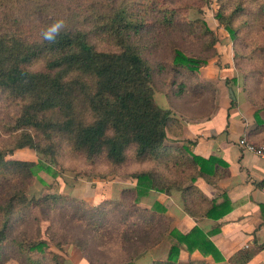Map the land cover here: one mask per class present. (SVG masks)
I'll return each instance as SVG.
<instances>
[{
	"label": "trees",
	"instance_id": "trees-1",
	"mask_svg": "<svg viewBox=\"0 0 264 264\" xmlns=\"http://www.w3.org/2000/svg\"><path fill=\"white\" fill-rule=\"evenodd\" d=\"M162 3L0 0V92L17 102L19 108L12 128L15 149L11 153L29 148L57 164L61 142L87 159L105 156L112 166L120 167L126 161L127 151L133 149L137 162L155 160L167 170L173 169L176 178L190 172L187 179L180 181L156 171L131 174L138 202L153 191L166 195L176 191L181 193L185 210L191 216L218 221L232 210L228 195L210 200L196 183L203 180L215 186L225 178L228 166L221 159L196 155L188 147L166 145L172 112L157 103L154 69L142 55L147 28L169 33L181 13L179 9L161 6ZM243 10L240 4L228 17H223L221 11L217 14L234 41L237 36L232 28L233 19ZM259 10L263 16L264 5ZM57 20H64L66 27L55 43H49L42 33ZM211 32L207 30V35ZM208 64L206 58L175 50L172 69L176 73H197ZM6 154L0 149V172L22 176L25 181L35 176L36 163L7 161ZM39 165L45 168L43 163ZM19 187L7 200L0 201V259L9 239L10 220L18 209L66 201L57 194L30 198L27 190ZM152 210L160 215L168 211L160 202ZM167 238L172 242L166 259L153 264H211L206 260L182 262L183 250L198 251L215 261L222 259L210 235L199 226L187 234L173 229ZM32 242L26 251H44V241ZM19 243L22 247L23 243ZM239 256L242 259L237 264L252 257L240 253L236 258Z\"/></svg>",
	"mask_w": 264,
	"mask_h": 264
},
{
	"label": "rangeland",
	"instance_id": "rangeland-1",
	"mask_svg": "<svg viewBox=\"0 0 264 264\" xmlns=\"http://www.w3.org/2000/svg\"><path fill=\"white\" fill-rule=\"evenodd\" d=\"M158 1L163 2V7L181 12L169 33L147 28L142 43V55L154 69L158 97L164 94L176 102L200 99V94L191 88L192 76H183L184 72L172 69L175 50L216 63L223 47L218 44V37L226 32L219 31V27L212 31L208 25L218 21L220 11L223 17H228L241 4L244 10L235 15L232 23L237 36V41L232 39V59L230 65L227 58L222 60L221 67L232 76L230 81L225 80L231 84L228 89L239 88L254 101L264 87V15L259 12L264 0ZM209 29L212 34L207 35ZM231 67L233 74L228 72ZM229 92L228 98L234 99V93ZM214 96L219 98V92H212L207 98ZM18 114L17 102L0 92V149L7 152V161L34 162L37 168L28 181L1 171L0 201L11 197L16 186L25 188L30 198L57 194L66 201L18 209L10 220L9 239L3 246L0 264H153L166 259L172 242L167 235L177 230L176 213L154 214L152 207L157 196L149 198L156 194L154 191L138 202L131 174L156 171L180 181L187 179L190 172L176 178L173 169L167 170L155 160L137 162L133 149L127 151L126 161L120 167L112 166L105 156L87 159L61 142L57 164H51L49 156L29 148L12 154L15 149L12 128ZM42 163L45 168L39 165ZM185 183L189 184V179ZM40 241L45 242L44 251H26L28 243ZM18 242L23 243L22 247Z\"/></svg>",
	"mask_w": 264,
	"mask_h": 264
},
{
	"label": "crops",
	"instance_id": "crops-1",
	"mask_svg": "<svg viewBox=\"0 0 264 264\" xmlns=\"http://www.w3.org/2000/svg\"><path fill=\"white\" fill-rule=\"evenodd\" d=\"M208 26L212 31L216 32L219 27V31L228 33L216 20ZM226 33L218 37V44L223 47L216 63L209 62L197 73L182 71L183 76H192L191 88L200 94V99L176 102L164 94L158 97L157 93L155 97L162 108L172 112L166 145L188 147L196 155L221 159L228 166L225 178L215 186L203 180H199L196 186L210 200L227 194L232 210L218 221L202 219L185 210L180 192L172 195L156 192L149 198L157 196L156 202L163 204L170 215L176 213V228L180 232L187 234L196 226L203 229L222 256L221 260L215 261L212 256L205 257L198 251L189 253L183 250L182 262L206 260L211 264H237L242 257L237 259L236 256L243 253L252 255L244 264H264V160L238 145L246 136L257 144L264 143V87L254 101L239 88L228 89L231 84H226L225 80L230 81L232 76L221 67V62L227 58L226 63L230 65L234 43ZM232 70L231 67L228 72L233 74ZM242 79L240 76L241 86ZM217 91L219 98H207ZM228 92L230 95L234 93V99L228 98Z\"/></svg>",
	"mask_w": 264,
	"mask_h": 264
},
{
	"label": "built area",
	"instance_id": "built-area-1",
	"mask_svg": "<svg viewBox=\"0 0 264 264\" xmlns=\"http://www.w3.org/2000/svg\"><path fill=\"white\" fill-rule=\"evenodd\" d=\"M238 145L240 148H242L244 151L250 152L258 157H260L262 160H264V143L257 144L253 141H251L247 136L240 139L238 142Z\"/></svg>",
	"mask_w": 264,
	"mask_h": 264
},
{
	"label": "clouds",
	"instance_id": "clouds-1",
	"mask_svg": "<svg viewBox=\"0 0 264 264\" xmlns=\"http://www.w3.org/2000/svg\"><path fill=\"white\" fill-rule=\"evenodd\" d=\"M66 27L64 20H57L51 24L46 30L43 31L42 37L49 43H55L57 36L60 35L61 31Z\"/></svg>",
	"mask_w": 264,
	"mask_h": 264
}]
</instances>
